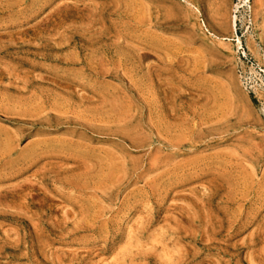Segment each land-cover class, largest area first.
<instances>
[{"label":"rangeland","instance_id":"rangeland-1","mask_svg":"<svg viewBox=\"0 0 264 264\" xmlns=\"http://www.w3.org/2000/svg\"><path fill=\"white\" fill-rule=\"evenodd\" d=\"M0 264H264V0H0Z\"/></svg>","mask_w":264,"mask_h":264}]
</instances>
